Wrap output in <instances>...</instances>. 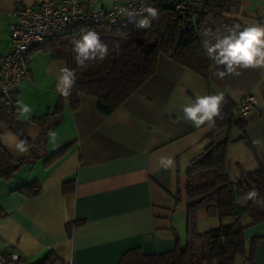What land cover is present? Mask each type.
<instances>
[{
	"label": "crops",
	"instance_id": "1",
	"mask_svg": "<svg viewBox=\"0 0 264 264\" xmlns=\"http://www.w3.org/2000/svg\"><path fill=\"white\" fill-rule=\"evenodd\" d=\"M127 1L101 0V4L110 7ZM232 1L239 13L225 15L227 23L243 28L264 19V0ZM32 5L33 0H0V59L10 46L15 11ZM65 66L43 46H35L28 78L16 90V99L32 108L30 118H18L15 133L0 125L1 144L9 156L14 161L26 159L11 178L0 179V251L19 254L23 264H37L49 252L58 257L54 264H117L131 249L161 254L174 249L176 238L183 247L186 171L211 143L207 124L197 129L183 119L181 108L189 98L222 91L225 100L237 105L246 96H254L257 105L244 132L221 130L212 141L232 140L225 160L231 180L255 171L259 157L264 156V69H239L240 75L221 79L214 74L218 66L213 62L203 79L159 55L156 72L105 116L96 110L94 99L81 96L77 109L71 110L68 97L55 91L59 70ZM60 99L61 116L48 131L45 156L32 161L27 160L28 153L15 154L10 145L20 134L31 142L39 137L40 127L30 120L52 113ZM255 140L261 143L256 145ZM64 145L66 151L47 162ZM168 156L175 159L172 169L160 164ZM32 183L39 185L38 195L27 197L19 191ZM64 183L71 189L66 193ZM249 201L246 195L237 203L243 208ZM214 219L200 209L197 226ZM217 221L229 225L233 219ZM67 225H71L69 234ZM241 225L245 227L244 252L235 264H264V221L251 225L243 217Z\"/></svg>",
	"mask_w": 264,
	"mask_h": 264
},
{
	"label": "trees",
	"instance_id": "2",
	"mask_svg": "<svg viewBox=\"0 0 264 264\" xmlns=\"http://www.w3.org/2000/svg\"><path fill=\"white\" fill-rule=\"evenodd\" d=\"M145 1L148 6L159 10L158 18L151 21L149 28L137 26V21L148 17V14L128 18L116 26L75 24L64 35L40 45L53 58L65 61L66 67L77 72L76 84L66 100L71 110L77 109L81 96H87L94 99L99 113L111 115L156 72L159 55L168 56L177 65L207 79L213 61L207 57L203 42L212 41V36H205L204 32L210 28L214 34H227L234 25L227 23L224 16L238 14V4L232 0H192L182 15L176 6L181 5L183 0ZM259 23L264 25V19H259ZM82 30H95L109 46L108 57L102 62L89 64L86 69L77 66L71 43L73 39L80 38ZM16 101V93L0 96V125L14 133L18 119ZM235 106L230 100H225L220 116L215 119V126L210 127L209 147L191 161L186 171L185 196L188 207L185 245L181 247L176 238L174 249L156 255H145L139 249H131L122 255L117 264H235L236 258L243 254L245 227L241 225V219L248 218L251 225L264 221V156L259 157L255 171L241 174L235 180L229 178L225 160L227 146L232 140L226 138L214 143L212 138L221 130L244 132L247 119L234 114ZM62 108L63 100L60 99L52 113L30 120L41 131L35 142L27 139V160L45 156L48 131L58 123ZM19 137L26 138L24 134ZM242 140H245L244 136ZM67 147L64 145L50 155L47 162L58 158ZM24 162L26 159L14 161L0 139V179L11 178L16 171L14 166ZM68 185L63 184L64 193L71 190ZM253 189L258 193L255 201L250 200L241 208L238 199ZM19 191L27 197H34L39 194L40 188L37 183H32L24 185ZM200 209L206 211L209 219L232 218L233 221L229 225L220 224L199 232L197 213ZM70 228L71 225L66 226L68 234ZM253 250L252 246L251 256ZM56 261L58 257L49 252L37 264H54Z\"/></svg>",
	"mask_w": 264,
	"mask_h": 264
},
{
	"label": "clouds",
	"instance_id": "3",
	"mask_svg": "<svg viewBox=\"0 0 264 264\" xmlns=\"http://www.w3.org/2000/svg\"><path fill=\"white\" fill-rule=\"evenodd\" d=\"M119 11L129 18L136 17L125 8L121 7ZM145 11L148 17L137 21V26L140 28H149L151 21L157 19L159 15V10L152 6L146 7ZM204 35L212 36L214 41L205 40L203 48L207 57L218 66L214 73L218 78L222 79L229 74L240 75L239 69H264V25L250 24L241 30V25L237 24L227 34L219 32L214 34L209 28L205 30ZM71 43L75 62L82 69H86L91 63L102 62L109 55L108 44L101 40L99 33L95 30H82L80 38L73 39ZM219 66H223V69L221 70ZM77 78L75 69L61 67L56 78L58 82L55 85V91L62 97H69ZM224 102L225 94L222 91L216 94L196 95L195 98L187 99L182 105L183 119L197 129L206 124L214 127L215 119L220 116ZM15 111L18 118L29 119L32 108L22 100H17ZM253 143L259 145L261 141L255 140ZM10 147L17 155L29 152L27 138H16ZM160 164L165 169H172L175 167V159L172 156L162 157ZM257 195V191L253 189L247 193V199L255 201Z\"/></svg>",
	"mask_w": 264,
	"mask_h": 264
},
{
	"label": "built area",
	"instance_id": "4",
	"mask_svg": "<svg viewBox=\"0 0 264 264\" xmlns=\"http://www.w3.org/2000/svg\"><path fill=\"white\" fill-rule=\"evenodd\" d=\"M191 2L183 0L176 9L183 15ZM121 7L135 16H143L148 5L145 0L113 2L110 7L103 6L101 0H33L32 6L18 7L16 23L10 27L8 52L0 59L1 95L16 93L19 82L28 78L30 54L35 46L64 35L75 24H122L129 17L119 11ZM256 105L255 97L248 95L235 106L234 114L248 119ZM23 261L15 252L0 251V264H23Z\"/></svg>",
	"mask_w": 264,
	"mask_h": 264
},
{
	"label": "rangeland",
	"instance_id": "5",
	"mask_svg": "<svg viewBox=\"0 0 264 264\" xmlns=\"http://www.w3.org/2000/svg\"><path fill=\"white\" fill-rule=\"evenodd\" d=\"M218 219H214V220H210V221H204V222H200L197 226V229L199 232H205L208 231L210 229L216 228L219 226L218 224ZM186 219H184L183 221V225H184V229L186 228ZM185 245V244H184Z\"/></svg>",
	"mask_w": 264,
	"mask_h": 264
},
{
	"label": "water",
	"instance_id": "6",
	"mask_svg": "<svg viewBox=\"0 0 264 264\" xmlns=\"http://www.w3.org/2000/svg\"><path fill=\"white\" fill-rule=\"evenodd\" d=\"M17 167H18V165H15V166H14V169H16Z\"/></svg>",
	"mask_w": 264,
	"mask_h": 264
}]
</instances>
